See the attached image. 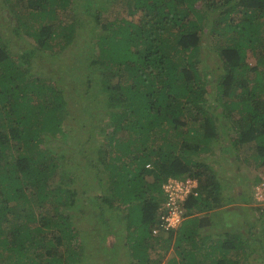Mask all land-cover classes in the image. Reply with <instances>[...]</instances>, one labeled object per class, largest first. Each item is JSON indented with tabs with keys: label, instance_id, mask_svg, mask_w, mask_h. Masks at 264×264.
Segmentation results:
<instances>
[{
	"label": "trees",
	"instance_id": "1",
	"mask_svg": "<svg viewBox=\"0 0 264 264\" xmlns=\"http://www.w3.org/2000/svg\"><path fill=\"white\" fill-rule=\"evenodd\" d=\"M99 2L109 1L0 0V16L18 28L6 43L0 22V262L83 263L70 187L90 139L111 211L98 205L86 214L114 219L130 261L160 264L171 249L165 264H242L248 248H263L264 207L249 205L247 172L230 183L200 155L217 145L264 169V0H110L128 16L111 20ZM74 10L90 20L82 42L68 19ZM44 54L61 60L79 90L106 94L98 124L84 106L73 111L70 78L49 70ZM77 123L87 139L72 137ZM260 171L248 187L261 184ZM168 177L195 178L196 193L183 200L176 228L153 235ZM238 197L245 206L234 205Z\"/></svg>",
	"mask_w": 264,
	"mask_h": 264
},
{
	"label": "rangeland",
	"instance_id": "2",
	"mask_svg": "<svg viewBox=\"0 0 264 264\" xmlns=\"http://www.w3.org/2000/svg\"><path fill=\"white\" fill-rule=\"evenodd\" d=\"M78 1H82V0H78ZM107 1L110 2V0H107ZM109 2H107L108 4L99 2V5L97 6L99 9L103 10V15H108L110 20L116 18L117 16L121 17V14H124V16H127L123 8L120 9L119 6H113L112 3L111 2L109 3ZM74 11L75 13L73 11L70 12L71 15H70V18L68 17V19L71 20L72 16L74 15L73 18L76 19V23H77L76 27H77V32L79 36V41L82 42L83 37L88 36L87 29L90 26V20H89L88 15L82 13L81 15L79 14L78 16V11L77 10H74ZM0 22L1 24H4L5 22V20L1 16H0ZM17 33H18V28L14 27L13 25L10 26V24L7 23V26L3 28V33H2L3 40L6 39L7 40L6 43H14L11 40L12 39L11 37L16 38ZM11 48L16 49V46L11 47ZM43 57H44L43 60L46 61L45 63H47L49 70L53 69V71L57 75H59L60 78H62L63 76L70 78L69 84L70 86L72 85L74 89L69 90L68 88L67 91H70L72 94L73 93L74 94L71 95L69 98L74 97V100H77L72 105L73 111L75 112L79 111L78 105L84 106V109L87 112L92 111L96 115L94 119L96 120L95 121L96 124H98L99 122L98 120H102L101 118L103 116L105 117L107 116L106 115V110L108 111L107 109L108 106L106 105L107 99H106V94L103 91H98L95 94L92 93L89 96L88 93L87 94L84 93L86 85L83 84V89L79 90L77 87V84L80 85V82L78 80H73L70 75H67L63 72V70L65 71L66 68L65 69H61L62 67L60 68L61 60L59 64L58 60L49 61L47 54H44ZM209 61L210 62L213 61L212 57ZM249 61L251 64L254 63V60L251 57ZM83 82L85 83L84 78H83ZM94 87L95 88L93 89L97 90V87L96 86ZM90 90L91 89H89V91ZM104 112H105V115L102 114ZM75 116L76 115H72L69 119V121L74 122V125L76 122L74 120ZM76 125L80 128V125L78 123ZM81 126L83 127V129L80 128L77 134H71L73 138H74L73 135L77 136L80 139L81 138L87 139V137H89L90 133H88V129L86 125L83 123ZM100 126H102V123L100 124ZM97 132H100V130L97 129L95 132L94 131L92 132L94 133L93 135L94 138L101 136V133L99 134ZM84 143L87 149V156H84L81 158L80 172L78 173V176H76L77 173L76 175H73L74 180L71 184L72 187H70V189L72 190L71 192L74 194V201H73L72 208H73V212H75V214L73 215V218H71V221H72V227L76 226L79 228V231H81L75 243L76 245L78 244V242L83 243V247H82L83 253L81 254L82 260H83L82 264H104L105 260H109L110 264H137L136 260L130 261L131 255H129L130 251L127 250L128 249L127 245L126 244L123 245L122 241L117 239L118 235H115L116 233L114 232L116 231L117 226L115 225L116 222L114 223L113 218L110 217L107 220V222H104L102 220H99V221L96 220L97 218L94 216H89L91 218L87 217L86 211H88L87 213H89V211H94V212L98 211V207H97L98 205H101L102 207H104L105 211L102 212L104 216L105 215L108 216L111 209L110 207L107 206V203L105 202L104 198H102L98 192L101 188L100 187L101 179H102L101 175H103L104 171L103 169H100V172H98L99 168H97L96 165L93 164V162L96 161L95 156H94L95 154L93 151L94 141L89 139L88 141L84 140ZM53 145H55V149L56 148L62 149V147L66 149V147L58 145L57 143ZM58 146H60L61 148H59ZM211 148H212L211 151L202 153L200 157L202 159H205L207 162H209V164L217 171L218 176L221 179H225L226 181H229L230 183H234V181L238 180V176L240 174H244L245 172H247L245 176L248 177V185L243 188L245 191H248L254 199L253 200L254 202L249 201V205H252V203L257 204L255 201L261 200L260 206H262L263 208L264 207V203H263L264 169L262 171L257 170V169L254 170L252 165H249V166L244 165V163L242 162L243 160L242 154H239V158L235 162L233 158L234 156L232 157L229 152L218 150L217 145L215 146L213 145ZM110 149H112L111 146H110ZM249 170L251 171L249 172ZM256 171L257 172L260 171L261 173L257 175L260 177V181L262 182V184H260L259 186L255 185V186L248 187L249 185L252 184V181L255 177L254 174L256 173ZM56 179L54 181H51L50 183L51 187H55L57 185ZM147 179L152 180L151 177H148ZM234 191H236V187L234 188ZM84 195H87V198L90 200L87 204H84V199H85V197H83ZM92 196H95V198L92 199ZM238 199L240 202L234 203V205H237V204L242 205V206L246 205L242 203L239 197ZM10 205L13 207L14 202L10 201ZM231 206L233 207L232 210L236 209L234 208L235 206L233 205ZM46 208H49L48 210H51L53 208V205L46 207ZM248 214L249 216L252 215L249 209H248ZM252 217L255 218V216H252ZM234 219H236V215L234 216ZM212 224L206 228L214 231L216 230L217 226L215 224L213 225ZM118 234L124 239L126 230H122ZM261 237L262 238L260 240H261V245L263 246V248L262 247L259 248L255 246L254 248H248L247 250L249 252H246L248 255L247 259L245 258V260H242V264H264V250H263L264 249V235H262ZM124 241L126 242V240ZM159 249L163 250L164 248L160 243L156 245L154 244L153 248L149 250L150 255L152 256L155 253V251ZM56 251L57 253H64L65 246L64 245L58 246L56 248ZM173 255H174L173 251L169 249L168 252L164 255V259L160 264H165L164 261L171 258ZM42 256H43L42 259L44 260L45 259L51 260V257L47 255H42ZM2 263L3 262H0V264ZM42 263H45V262L43 261ZM69 264H77V263L75 262V263H69Z\"/></svg>",
	"mask_w": 264,
	"mask_h": 264
},
{
	"label": "built area",
	"instance_id": "3",
	"mask_svg": "<svg viewBox=\"0 0 264 264\" xmlns=\"http://www.w3.org/2000/svg\"><path fill=\"white\" fill-rule=\"evenodd\" d=\"M196 186L197 181L192 177L184 179L167 178L162 186L164 201L157 212L159 221L152 228L154 234H158L161 230H171L180 224L184 212L182 202L190 193H196Z\"/></svg>",
	"mask_w": 264,
	"mask_h": 264
},
{
	"label": "clouds",
	"instance_id": "4",
	"mask_svg": "<svg viewBox=\"0 0 264 264\" xmlns=\"http://www.w3.org/2000/svg\"><path fill=\"white\" fill-rule=\"evenodd\" d=\"M146 166L148 167V166H149V164H146ZM261 184H262V182H261ZM163 197H164V196H163ZM258 202H260V203H261V201H260V200H258ZM263 203H264V202H263ZM72 207H73V206H72ZM72 209H73V208H72ZM152 228H153V227H152ZM152 234H153V235H157V234H154V233H153V231H152Z\"/></svg>",
	"mask_w": 264,
	"mask_h": 264
}]
</instances>
